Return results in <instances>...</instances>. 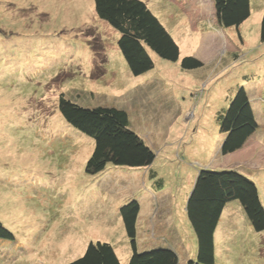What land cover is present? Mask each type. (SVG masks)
<instances>
[{
  "label": "rangeland",
  "instance_id": "obj_1",
  "mask_svg": "<svg viewBox=\"0 0 264 264\" xmlns=\"http://www.w3.org/2000/svg\"><path fill=\"white\" fill-rule=\"evenodd\" d=\"M145 1L181 56L174 62L154 53L155 67L135 76L120 33L96 14L94 0H0V221L14 234L0 238V264H67L90 241L111 243L126 263L121 248L133 250L120 208L140 202L150 181L151 204L163 201L161 215L180 223L182 236L189 222L181 190L207 163L252 173L264 203V101L257 98L264 93V0H251L239 31L219 26L212 0ZM187 55L203 66L183 69ZM239 84H248L260 127L258 140L230 158L219 153V115ZM62 93L85 107L127 110L131 127L156 152L151 170L109 163L102 173H87L95 141L65 120ZM229 207L216 264H264V230L253 228L240 201ZM184 245L178 264L196 251L186 239Z\"/></svg>",
  "mask_w": 264,
  "mask_h": 264
},
{
  "label": "trees",
  "instance_id": "obj_2",
  "mask_svg": "<svg viewBox=\"0 0 264 264\" xmlns=\"http://www.w3.org/2000/svg\"><path fill=\"white\" fill-rule=\"evenodd\" d=\"M212 1L221 28L235 27L239 31L251 17V0ZM93 7L101 19L120 33L118 45L133 75H144L155 67L154 53L174 62L180 59L179 44L145 0H94ZM240 38L243 40V35L240 34ZM260 39L264 42V14ZM201 66L203 62L193 56L187 55L181 60V67L185 70ZM59 110L69 124L95 141V148L86 165L87 173H102L109 163L135 168L154 163L155 150L131 127L127 110L106 106L85 107L63 93L59 98ZM219 120L220 131L224 135L219 153L223 156L242 149L258 130L260 124L245 84L237 85ZM236 200L243 205L253 228L263 231L264 203L254 178L240 167L198 169L185 207L190 231L187 235L182 232L184 240L196 246V255L188 259L187 264H216V237L223 212L228 204ZM140 209V202L134 198L120 208L133 250L127 264H178V252L169 245L138 248ZM0 238L14 239V234L1 221ZM67 264L122 263L111 243L90 241L84 254Z\"/></svg>",
  "mask_w": 264,
  "mask_h": 264
},
{
  "label": "crops",
  "instance_id": "obj_3",
  "mask_svg": "<svg viewBox=\"0 0 264 264\" xmlns=\"http://www.w3.org/2000/svg\"><path fill=\"white\" fill-rule=\"evenodd\" d=\"M260 17H261V15H260ZM250 81H251V79H249L248 82H250ZM255 83H258V82H255ZM245 85H246V87L248 89V92H249V95L251 97L248 84H245ZM258 85H259V87L261 89L264 88V82L258 83ZM263 94L264 93L262 92L261 95L257 96L258 100L261 101V102L264 101V95ZM251 100H252V103H253V107H254L256 118L258 120L257 113H256V110H255V106H254V102H253L252 97H251ZM258 122H259V120H258ZM255 133H257V132H255ZM255 133L248 139V141L244 145V148L246 146H248L249 144H252L256 140H258L257 137L254 139ZM255 147H256V145H255ZM242 149H240V150H242ZM240 150H237V151H235V152H233V153H231V154H229L227 156H230V158H232L231 155L232 154H236V152H238ZM151 167H152V165L146 167V169L149 171V170H151ZM201 167H212V166H209L208 163H207L206 165H203ZM237 167H239V166H237ZM226 168H228V167H226ZM251 171H253V170H251ZM251 174L252 173H249L248 175H251ZM152 176H154L153 173L150 174V177H152ZM197 176H198V170H196V171H194L192 173V176H191L192 179L186 181L187 185H186L185 189L183 188L181 190V193L187 194V199H188V197L190 195V192H191V190H192V188H193V186L195 184ZM144 178L145 179L147 178L146 174L144 175ZM150 180H152V179H150ZM144 184H146V181H144ZM150 186L153 187V183L151 181H150V183H148V186L146 187L149 193H150V190H151V189H149ZM155 186H159V188H160V189H158L159 192L164 190V188L161 187L162 185H155ZM149 193L144 194L142 196V199H140L141 200L140 201L141 209H140L138 220H137V227H138L137 245H138V248L139 249H142V248L144 249V248H147V247H150V246H154L156 244V240H157L156 238L158 237V238H161L162 240H165L167 242V245H169L171 248H173L174 250H176L178 252L180 247L185 248L184 238H182L183 237V233H182V236H179L180 223H176V220H174L172 217L162 216L160 211H161V207L163 205L161 203H163V201L162 200H158L155 203L151 204V200L150 199H152L151 196L154 195V194L151 193V195H149ZM154 197L156 199V196H153V198ZM148 202H150V204H148ZM229 205L230 204H228V206L225 208V210L223 212L221 224H222L223 219H225V218L228 219L229 216H231L232 210H228L230 208ZM151 210L152 211L154 210V214L151 213ZM188 228H189V231H190L189 225H188ZM219 229H220V227H219ZM219 229H218V231H219ZM187 232L188 231H185L184 233L187 235ZM141 238L143 239L142 240V248L139 245V242L141 241ZM176 238H180L181 239V241L179 240L181 242V244L176 242ZM115 250L117 252V255H118L121 263L122 264H127L129 262L130 257H131V254L125 249V247H122L121 251L124 250V254H123L124 259H126V260L128 259L126 261V263H124L123 259L120 258V256H119L120 255V251L118 252L116 248H115ZM216 252H217V237H216ZM190 254H191V256H193V254L195 256L196 255V251L192 252Z\"/></svg>",
  "mask_w": 264,
  "mask_h": 264
}]
</instances>
